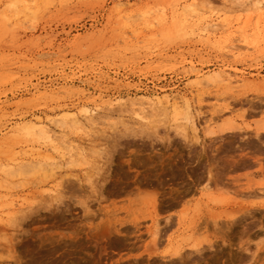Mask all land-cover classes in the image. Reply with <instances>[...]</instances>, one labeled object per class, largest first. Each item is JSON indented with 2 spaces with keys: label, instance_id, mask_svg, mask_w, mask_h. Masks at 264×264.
<instances>
[{
  "label": "rangeland",
  "instance_id": "rangeland-1",
  "mask_svg": "<svg viewBox=\"0 0 264 264\" xmlns=\"http://www.w3.org/2000/svg\"><path fill=\"white\" fill-rule=\"evenodd\" d=\"M0 264H264V0H0Z\"/></svg>",
  "mask_w": 264,
  "mask_h": 264
},
{
  "label": "bare ground",
  "instance_id": "bare-ground-1",
  "mask_svg": "<svg viewBox=\"0 0 264 264\" xmlns=\"http://www.w3.org/2000/svg\"><path fill=\"white\" fill-rule=\"evenodd\" d=\"M86 113H87V112H86ZM231 128H232V127H231ZM161 201H162V200H161ZM176 201H177V199H176ZM156 212H157V211H156ZM153 213H155V212H153ZM151 215H152V214H151ZM151 219H152V218H150V220H151ZM158 219H159V218H158ZM153 220H154V219H153ZM123 223H124V222H123ZM137 223H138V222H137ZM158 223H159V220H158ZM120 224H121V222H120ZM139 224L141 225L142 223H139ZM136 225H138V224H136ZM140 225H139V226H140ZM151 225H152V224H151ZM151 225H150V226H151ZM155 225H157V227H159L160 224H159V225H158V224H155ZM155 225H154V226H155ZM128 226H129V225H128ZM128 226H126V227H128ZM134 226H135V225H134ZM145 226H146V225H145ZM150 226H149V227H150ZM119 227H120V226H119ZM119 227H118V228H119ZM121 227H122V226H121ZM126 227H125V228H126ZM131 227H132V226H131ZM145 228H146V227H145ZM154 228H155V227H154ZM159 228H160V227H159ZM122 229H124V228H122ZM126 229H127V228H126ZM128 229L131 230L132 228H129V227H128ZM134 229H135V228H134ZM156 229H158V228H156ZM156 229H155V230H156ZM160 229H161V228H160ZM135 230H136V229H135ZM146 230H147V228L145 229V232H146ZM149 230H150V229H149ZM149 230H148V231H149ZM161 230H162V229H161ZM161 230H159V231H161ZM131 231H132V230H131ZM131 231H129V232H131ZM137 231H138V229H137ZM148 231H147L146 233H149V232H150V231H149V232H148ZM159 231H157V233H159ZM138 232H139V231H138ZM145 232H144V233H145ZM151 232H152V231H151ZM151 232H150V233H151ZM109 233H110V232H109ZM126 233H128V232H126ZM132 233H133V232H132ZM120 234H121V233H120ZM135 234H137V233H135ZM135 234H134V235H135ZM138 234H139V233H138ZM155 234H156V232H153V233H152L153 236H154ZM122 235H123V234H122ZM128 235H129V234H128ZM128 235L126 234V236H128ZM130 235H131V234H130ZM139 235H140V234H139ZM139 235H137V236H139ZM156 235H158L157 237H159V234H156ZM109 236H110V235H109ZM128 237H129V236H128ZM130 237H131V236H130ZM123 238H124V237H123ZM134 238H135V237H134ZM139 238H141V237L139 236ZM139 238H138V239H139ZM170 238H171V237H170ZM114 239H115V238H114ZM128 239H129V238H128ZM128 239H127V237H126V241H127ZM136 239H137V238H136ZM151 239H152L151 243H154V244H155V242H156V241H154L155 238H154V239L151 238ZM157 239H158V238H157ZM159 239H160V238H159ZM120 240H121V239H120ZM124 240H125V238H124ZM167 240H168V238H167ZM159 241H160V240H159ZM173 241H175V240H173ZM117 242H118V241H117ZM132 242H133V241H132ZM138 242H139V240H138ZM157 243H158V241H157ZM120 244H121V243H120ZM123 244H124V243H123ZM123 244H122V245H123ZM125 245H126V243H125ZM128 245H129V244H128ZM202 249H203V248H202ZM196 250H198V248H197ZM174 252H175V251H173L171 254H173ZM178 253L181 254V252H178ZM175 256H179V257H181L182 255L180 256V255L177 254V255H175ZM152 260H153V258H152ZM149 263H150V262H149Z\"/></svg>",
  "mask_w": 264,
  "mask_h": 264
}]
</instances>
